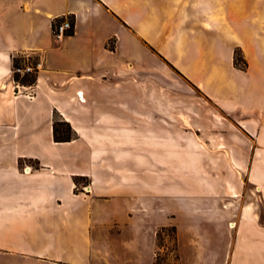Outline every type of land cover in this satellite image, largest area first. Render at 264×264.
I'll list each match as a JSON object with an SVG mask.
<instances>
[{
    "label": "crops",
    "instance_id": "obj_1",
    "mask_svg": "<svg viewBox=\"0 0 264 264\" xmlns=\"http://www.w3.org/2000/svg\"><path fill=\"white\" fill-rule=\"evenodd\" d=\"M171 74L221 117L171 125ZM172 225L177 264H264V0H0V264H153Z\"/></svg>",
    "mask_w": 264,
    "mask_h": 264
},
{
    "label": "rangeland",
    "instance_id": "obj_2",
    "mask_svg": "<svg viewBox=\"0 0 264 264\" xmlns=\"http://www.w3.org/2000/svg\"><path fill=\"white\" fill-rule=\"evenodd\" d=\"M21 56L23 57V55ZM30 60L37 61L38 59L33 60L30 58ZM164 82L168 83V96H155L154 100H164L171 104V108L169 110L171 125L179 123V125L182 126V124H185L186 133H194V129L196 128V126L193 125V123H195L194 119L204 122L209 117H215L216 114L219 115V112L211 99L207 98L196 87L192 86L187 81H184L176 74H171L169 78H164ZM155 84H157V82ZM141 96L146 99L145 93H138V101ZM132 101L136 100L132 99ZM219 116L221 117V115ZM196 130L199 131L198 129ZM154 149H158V147H155ZM85 185H88V181H85L84 186ZM169 233L170 232L168 231L165 233V246H162L159 249L161 255L168 253L166 260H161V264H177L174 261V255L171 251L173 243Z\"/></svg>",
    "mask_w": 264,
    "mask_h": 264
},
{
    "label": "trees",
    "instance_id": "obj_3",
    "mask_svg": "<svg viewBox=\"0 0 264 264\" xmlns=\"http://www.w3.org/2000/svg\"><path fill=\"white\" fill-rule=\"evenodd\" d=\"M74 21V18H73ZM73 30L69 33L71 34ZM24 58L21 55L13 56V78L16 81H19L24 84H33L37 79V73H25L21 75L19 72L15 71V67L22 64ZM234 63L236 66L245 69L247 67V61L243 56L242 50L240 48H236L234 51ZM78 137L77 132L71 125V123L63 118V116L58 112L55 111L53 115V138L55 141H71ZM77 177H75V181H77ZM170 232V236L172 239L173 246L171 251L174 255V261L177 263L178 260V253H177V237H176V227L172 226H161L157 230V251L155 255V260L153 264H161V260H166L167 254L161 255L160 248L164 245L165 240V233ZM168 264V263H167ZM172 264V263H171ZM174 264V263H173Z\"/></svg>",
    "mask_w": 264,
    "mask_h": 264
},
{
    "label": "built area",
    "instance_id": "obj_4",
    "mask_svg": "<svg viewBox=\"0 0 264 264\" xmlns=\"http://www.w3.org/2000/svg\"><path fill=\"white\" fill-rule=\"evenodd\" d=\"M74 29V21L71 17H64L62 19H55L54 21V35L57 37L68 35ZM23 63L15 67V71L19 72L21 75L25 73H37L41 68V62L39 60H30L29 54H23ZM79 96H81L79 94ZM88 185L83 188L86 189ZM234 224V223H233Z\"/></svg>",
    "mask_w": 264,
    "mask_h": 264
}]
</instances>
